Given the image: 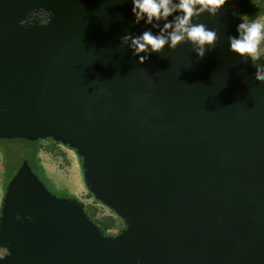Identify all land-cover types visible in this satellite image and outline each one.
I'll list each match as a JSON object with an SVG mask.
<instances>
[{"label":"water","instance_id":"water-1","mask_svg":"<svg viewBox=\"0 0 264 264\" xmlns=\"http://www.w3.org/2000/svg\"><path fill=\"white\" fill-rule=\"evenodd\" d=\"M132 7L0 0V140L71 148L124 224L105 235L23 161L1 203L0 264H264V80L229 51L239 21L226 3L197 21L218 35L204 59L186 43L141 65L121 42L151 29ZM41 8L50 24L27 19Z\"/></svg>","mask_w":264,"mask_h":264},{"label":"clouds","instance_id":"clouds-1","mask_svg":"<svg viewBox=\"0 0 264 264\" xmlns=\"http://www.w3.org/2000/svg\"><path fill=\"white\" fill-rule=\"evenodd\" d=\"M135 23L144 22L153 32L145 30L139 35L126 34L122 44L128 45L141 65L153 54H163L167 48L176 50L181 44L190 43L197 57L202 60L206 52L215 48L217 32L204 23L197 22L202 14L216 16L228 0H131ZM54 13L41 8L31 12L27 19L44 18L50 24ZM171 17V19H169ZM236 35L229 36V51L247 63L246 57H255L264 44V14L249 17L241 14ZM22 26L25 20L21 21ZM257 80H264V66L256 69ZM24 218L17 216V220ZM29 221L32 217H27Z\"/></svg>","mask_w":264,"mask_h":264},{"label":"trees","instance_id":"trees-1","mask_svg":"<svg viewBox=\"0 0 264 264\" xmlns=\"http://www.w3.org/2000/svg\"><path fill=\"white\" fill-rule=\"evenodd\" d=\"M228 10L232 13L237 20L239 21L241 14H247L250 18L255 17L257 14H264V0H228L227 3ZM240 22V21H239ZM264 66V44L261 45V50L258 54V57H254V67L255 69ZM44 142H48L50 147L44 148ZM8 143H22V153L23 157L19 159V154H16L14 148L11 149L8 146ZM63 146L60 143L54 142L51 139L48 140H40L37 142H29L25 140H0V152L3 155L4 160V176H3V193H5L6 187L13 176L16 174L18 169L20 168L23 161H28L31 165L34 173L39 177V179L45 183L47 188L49 189V185L52 186L57 191H65L66 189L57 188L56 183L47 175L46 169L42 164L40 158V152L42 150L53 151L56 147ZM68 149H71L67 146H64ZM72 150V149H71ZM75 152V151H74ZM18 159V160H17ZM19 161V164H16ZM81 163L82 160L80 159ZM82 168V166H81ZM83 171V169H82ZM50 191V189H49ZM92 197V196H91ZM89 215V214H88ZM90 216V215H89ZM90 218L105 232V235L114 234L119 231L122 227H124L123 221L121 222L113 212L112 215H100L98 210L95 208L94 212L90 216ZM118 222L122 223L121 226L118 225Z\"/></svg>","mask_w":264,"mask_h":264},{"label":"rangeland","instance_id":"rangeland-1","mask_svg":"<svg viewBox=\"0 0 264 264\" xmlns=\"http://www.w3.org/2000/svg\"><path fill=\"white\" fill-rule=\"evenodd\" d=\"M233 1V0H231ZM258 57V55H256ZM44 141V140H43ZM44 148L50 147L48 142H44ZM8 146L19 154L22 151V143H8ZM23 153L19 154V159L23 157ZM40 158L43 166L46 169L47 175L56 183L57 188L66 189L65 191H57L49 185L50 192L60 198L78 199L85 203V210L90 216L96 208L98 211L102 210L104 215H112V211L104 207L100 202L96 201L89 194L83 178L82 163L76 153L64 146H58L53 151L42 150ZM18 160V159H17ZM19 164V161H16ZM5 166L3 155L0 152V209L4 197L3 193V176ZM116 216V215H115ZM117 217V216H116ZM118 218V217H117ZM119 219V218H118ZM121 222L122 220L119 219ZM122 223L118 222L121 226ZM5 254V251L0 248V257Z\"/></svg>","mask_w":264,"mask_h":264},{"label":"flooded vegetation","instance_id":"flooded-vegetation-1","mask_svg":"<svg viewBox=\"0 0 264 264\" xmlns=\"http://www.w3.org/2000/svg\"><path fill=\"white\" fill-rule=\"evenodd\" d=\"M124 227H122L121 229H119V231L115 232L114 234H109L107 236H110V235H117Z\"/></svg>","mask_w":264,"mask_h":264},{"label":"built area","instance_id":"built-area-1","mask_svg":"<svg viewBox=\"0 0 264 264\" xmlns=\"http://www.w3.org/2000/svg\"><path fill=\"white\" fill-rule=\"evenodd\" d=\"M98 212H99L100 215H104V214L102 213V210H100V211H98Z\"/></svg>","mask_w":264,"mask_h":264}]
</instances>
